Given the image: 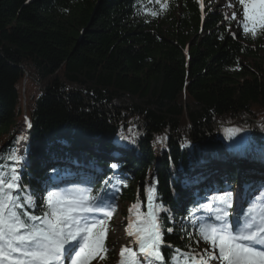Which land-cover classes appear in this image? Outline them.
Masks as SVG:
<instances>
[{
	"label": "trees",
	"instance_id": "trees-1",
	"mask_svg": "<svg viewBox=\"0 0 264 264\" xmlns=\"http://www.w3.org/2000/svg\"><path fill=\"white\" fill-rule=\"evenodd\" d=\"M198 9L197 0H0V156L25 138L17 168L21 196L37 204L29 211L42 214L46 188L82 179L124 205L129 223L153 188L162 227L173 229L162 264H177V249L198 251L184 220L207 215L213 191L237 176L245 190L264 163V34L233 35ZM237 142L241 165L211 167ZM105 246L98 260L111 264Z\"/></svg>",
	"mask_w": 264,
	"mask_h": 264
},
{
	"label": "snow or ice",
	"instance_id": "snow-or-ice-1",
	"mask_svg": "<svg viewBox=\"0 0 264 264\" xmlns=\"http://www.w3.org/2000/svg\"><path fill=\"white\" fill-rule=\"evenodd\" d=\"M239 4L242 20L238 23L242 25L243 33L252 37L264 34V0H239ZM167 7V3L161 4L162 9ZM151 15L157 13L153 11ZM225 19L235 20L236 13ZM239 146L240 142H237L236 147ZM23 160L16 151L0 156V161L14 162L13 166L0 163V264H65V261L92 264L93 260L104 261L108 251L105 246L108 221L115 212L111 202L114 197L107 191L102 196H94L91 189L79 187L49 191L40 206L42 214L36 215L28 210L37 207L33 195L20 194L23 189L17 165ZM148 193L146 213L139 212L137 204L129 210L136 211L134 218H129L126 232L137 247L135 250L130 246L122 247L119 264H162L165 257L161 246L171 247L164 244L163 237L165 232L171 233L173 229L162 227L159 215L162 208L152 203L154 189L149 188ZM214 199H217L216 207L212 204L203 206L212 215L193 221L196 237L188 234L190 242L192 239L197 244L203 241L208 247L202 252L192 249L185 253L177 249V264H264V196L257 197L235 220H232L231 193L225 192Z\"/></svg>",
	"mask_w": 264,
	"mask_h": 264
},
{
	"label": "rangeland",
	"instance_id": "rangeland-1",
	"mask_svg": "<svg viewBox=\"0 0 264 264\" xmlns=\"http://www.w3.org/2000/svg\"><path fill=\"white\" fill-rule=\"evenodd\" d=\"M205 1L206 0H203V3ZM207 2L209 4H212V6H210V7H212L211 9L217 10L222 14L224 13L225 17L227 16L230 18L232 16L233 12H235L236 13V19L235 20L228 19L226 21H228L229 24L235 28L241 25L238 23V21L242 20V6L239 4V0H237L236 2L231 1V0H210V1L207 0ZM263 57H264V54H263ZM23 141H24L23 139H20V143H18V147H19L18 151H20L22 154H24V152L20 149H21V145L24 144ZM257 185L260 186L259 183ZM73 188H76V186H73L72 188L71 187L70 188H63L62 187V189H73ZM259 191H257V192L264 194V189L259 190ZM257 192H254L253 194H246L244 196L233 195L232 196V203H233L232 205L234 206L235 213L241 215L242 211H245L246 208L243 207V205H242L243 200H246L250 205V203L255 202V199L257 197H261V195L256 194ZM254 197H255V199H254ZM111 202L115 206V216L113 218V221H111L112 222V228H111V231L109 234L110 235L109 241H110V246L112 248H109V249H111L112 254L115 255V258H114L115 262L112 264H119V259H120L119 252H120L121 248L127 247V246L133 247V243H132L131 237L127 236L126 229L128 228V224L121 222L122 219H121L120 215L124 211L123 210L125 208L124 205L120 204L116 200H111ZM199 219L200 218H196V220H194V221H199ZM189 222L193 223V221H191V220ZM194 228L196 229L195 231H197V228L196 227H194ZM205 247H208V246L205 245L203 243V241H201L198 244V250L200 252H202ZM93 264H99V263L95 261V262H93Z\"/></svg>",
	"mask_w": 264,
	"mask_h": 264
},
{
	"label": "bare ground",
	"instance_id": "bare-ground-1",
	"mask_svg": "<svg viewBox=\"0 0 264 264\" xmlns=\"http://www.w3.org/2000/svg\"><path fill=\"white\" fill-rule=\"evenodd\" d=\"M222 5V4H221Z\"/></svg>",
	"mask_w": 264,
	"mask_h": 264
}]
</instances>
